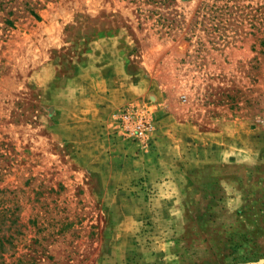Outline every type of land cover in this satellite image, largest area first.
<instances>
[{"label": "rangeland", "instance_id": "obj_1", "mask_svg": "<svg viewBox=\"0 0 264 264\" xmlns=\"http://www.w3.org/2000/svg\"><path fill=\"white\" fill-rule=\"evenodd\" d=\"M0 264H264V0H0Z\"/></svg>", "mask_w": 264, "mask_h": 264}, {"label": "built area", "instance_id": "obj_2", "mask_svg": "<svg viewBox=\"0 0 264 264\" xmlns=\"http://www.w3.org/2000/svg\"><path fill=\"white\" fill-rule=\"evenodd\" d=\"M145 124L141 121V123H139L138 124V121L136 120L135 122H134V133L136 134V135H142V133H143V131H144V129L146 128V126H144Z\"/></svg>", "mask_w": 264, "mask_h": 264}]
</instances>
